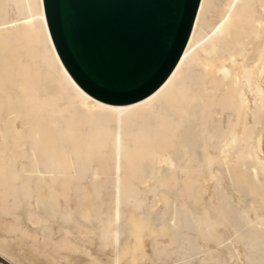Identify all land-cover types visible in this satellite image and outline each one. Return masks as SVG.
Returning <instances> with one entry per match:
<instances>
[{"label": "bare ground", "instance_id": "6f19581e", "mask_svg": "<svg viewBox=\"0 0 264 264\" xmlns=\"http://www.w3.org/2000/svg\"><path fill=\"white\" fill-rule=\"evenodd\" d=\"M0 252L264 264V0H201L172 73L128 104L76 82L44 0H0Z\"/></svg>", "mask_w": 264, "mask_h": 264}, {"label": "water", "instance_id": "95a60500", "mask_svg": "<svg viewBox=\"0 0 264 264\" xmlns=\"http://www.w3.org/2000/svg\"><path fill=\"white\" fill-rule=\"evenodd\" d=\"M201 0H44L58 53L76 82L111 104L152 93L188 43Z\"/></svg>", "mask_w": 264, "mask_h": 264}, {"label": "snow or ice", "instance_id": "6c2138e0", "mask_svg": "<svg viewBox=\"0 0 264 264\" xmlns=\"http://www.w3.org/2000/svg\"><path fill=\"white\" fill-rule=\"evenodd\" d=\"M0 264H14V261L6 253L0 252Z\"/></svg>", "mask_w": 264, "mask_h": 264}, {"label": "rangeland", "instance_id": "374dc122", "mask_svg": "<svg viewBox=\"0 0 264 264\" xmlns=\"http://www.w3.org/2000/svg\"><path fill=\"white\" fill-rule=\"evenodd\" d=\"M204 230H205V228H204ZM198 236V235H197ZM203 241V240H202ZM197 242V241H196ZM204 242V241H203Z\"/></svg>", "mask_w": 264, "mask_h": 264}]
</instances>
